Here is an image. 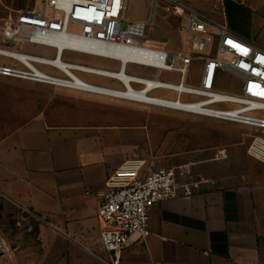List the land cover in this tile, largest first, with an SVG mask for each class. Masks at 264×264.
Instances as JSON below:
<instances>
[{
    "label": "crops",
    "instance_id": "1",
    "mask_svg": "<svg viewBox=\"0 0 264 264\" xmlns=\"http://www.w3.org/2000/svg\"><path fill=\"white\" fill-rule=\"evenodd\" d=\"M216 9L235 36L264 48V0H215L194 12L214 20ZM132 108L55 88L52 106L0 138L1 215L19 221L30 211L46 220L36 224L37 247L26 251L24 236H16L22 253L30 252L33 264H111L100 241L101 195L112 173L139 160L189 166L180 182L202 184L193 198L156 205L151 236H132L121 264H264V162L213 146L146 160L151 117Z\"/></svg>",
    "mask_w": 264,
    "mask_h": 264
},
{
    "label": "built area",
    "instance_id": "2",
    "mask_svg": "<svg viewBox=\"0 0 264 264\" xmlns=\"http://www.w3.org/2000/svg\"><path fill=\"white\" fill-rule=\"evenodd\" d=\"M159 1L153 0L150 17L127 22L129 0H43L41 10L18 11L15 19L6 23L5 43L33 44L54 49L52 59L24 54L27 61L54 69L61 76L49 75L39 68L21 65H0V75L44 83L99 96L140 103L197 117L221 120L256 129L262 136L255 138L249 154L264 162V48L235 36L223 20L202 17L190 12L183 47L169 50L163 45L149 44L155 27L154 16ZM126 25V27H125ZM64 45H59L60 41ZM3 49V48H0ZM7 50V49H5ZM65 52L115 61L119 70L92 68L63 60ZM156 71L145 76L129 75L128 65ZM198 84H193L192 72ZM177 73L178 82L163 81L161 73ZM76 73L94 75L118 83L123 90L96 86L81 80ZM241 82L239 94L218 91L222 77ZM44 81V82H40ZM157 91L176 95L175 101L153 97ZM143 93L141 99L135 94ZM182 97L195 98L182 102ZM233 107L219 109L218 107ZM190 167L153 168L139 160L128 163L112 173L108 190L101 195L98 218L102 222L100 241L109 252L111 264H121L124 250L132 236L146 241L151 236L152 209L163 202L189 199L197 195L202 182L189 179ZM46 223L43 217L27 211L18 226ZM8 254V245L0 233V259ZM162 264V263H161Z\"/></svg>",
    "mask_w": 264,
    "mask_h": 264
},
{
    "label": "rangeland",
    "instance_id": "3",
    "mask_svg": "<svg viewBox=\"0 0 264 264\" xmlns=\"http://www.w3.org/2000/svg\"><path fill=\"white\" fill-rule=\"evenodd\" d=\"M214 1H159L154 16L155 27L150 38L160 43L170 42L166 46L169 50L181 49L185 39V30L190 12L206 7V5H210ZM152 2L153 0H129L127 22L131 23L137 20L148 19L153 12ZM42 8L43 0H0V48L54 59L56 56L54 49L33 44L5 43L4 39L6 23L10 22L11 19H15L18 11L41 10ZM213 15L215 20L219 19L221 10L216 9ZM63 60L92 68L119 70V64L115 61L74 52H65ZM0 65H19L21 67L16 61L1 56ZM38 68L49 75L61 76V74L50 67L38 66ZM196 72L197 69H193L192 80L195 85L198 84ZM127 73L129 75L145 76L156 74V71L131 64L127 67ZM76 74L87 83L123 90L122 86L109 79L83 73ZM161 79L163 81L178 82L180 75L164 72L161 73ZM240 89L241 82L232 77L224 76L221 79L218 91L237 95ZM151 95L156 98L172 101L177 99L175 94L165 91H157ZM54 97L55 87L49 84L0 75V138L8 135L46 108L52 106L54 104ZM181 101L184 103L194 102L196 99L182 97ZM130 103L133 105L132 109H134V112H144L151 117L152 141L149 157H146V160L168 157L175 153H190L197 149H204L207 146H213L216 151L220 150V148L231 147L238 153V156L247 155L254 158L248 152L249 147L255 138L262 136L260 132L251 127L180 112L176 113L157 107L146 106V110L142 111L139 110L140 103ZM218 108L232 109L233 107L222 106ZM255 115L264 118V112H259ZM242 141L245 143H238ZM239 145L243 146L239 148ZM17 222L18 218H13L11 215L3 217L0 213V233L8 245V254L0 259V264H33L31 253L27 252L23 254L21 249H19L21 246L20 241H16L15 238L17 235H22L25 241L30 240L29 242L24 241L25 245L23 247L26 251L32 246L37 247V225L33 224V230L29 232L28 224L18 226Z\"/></svg>",
    "mask_w": 264,
    "mask_h": 264
},
{
    "label": "bare ground",
    "instance_id": "4",
    "mask_svg": "<svg viewBox=\"0 0 264 264\" xmlns=\"http://www.w3.org/2000/svg\"><path fill=\"white\" fill-rule=\"evenodd\" d=\"M166 43V42H165ZM165 43H160V42H157L156 40L154 39H151L149 40V44H158V45H163ZM59 45H64L65 44V41H60L58 43ZM1 52H3V55L4 56H9L11 58H14V59H18L20 60L27 68L29 69H35V70H38L37 66L29 61H27V58L24 54H21L19 52H14V51H9V50H4V49H0ZM52 61H55L52 59ZM39 71V70H38ZM40 73H42L41 71H39ZM40 82H44V81H40ZM44 83H47V82H44ZM49 84V83H48ZM135 96L141 98V99H144L146 96L141 93V94H135Z\"/></svg>",
    "mask_w": 264,
    "mask_h": 264
}]
</instances>
